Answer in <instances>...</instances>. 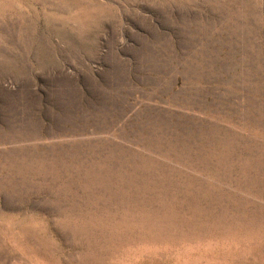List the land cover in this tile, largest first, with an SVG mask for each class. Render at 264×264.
I'll return each instance as SVG.
<instances>
[{
    "label": "rangeland",
    "instance_id": "obj_1",
    "mask_svg": "<svg viewBox=\"0 0 264 264\" xmlns=\"http://www.w3.org/2000/svg\"><path fill=\"white\" fill-rule=\"evenodd\" d=\"M0 264H264V0H0Z\"/></svg>",
    "mask_w": 264,
    "mask_h": 264
}]
</instances>
